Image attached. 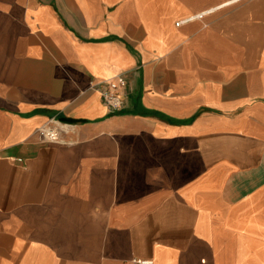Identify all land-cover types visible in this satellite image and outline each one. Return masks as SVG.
Segmentation results:
<instances>
[{"label":"crops","instance_id":"1","mask_svg":"<svg viewBox=\"0 0 264 264\" xmlns=\"http://www.w3.org/2000/svg\"><path fill=\"white\" fill-rule=\"evenodd\" d=\"M134 256L264 264V0H0V264Z\"/></svg>","mask_w":264,"mask_h":264},{"label":"built area","instance_id":"2","mask_svg":"<svg viewBox=\"0 0 264 264\" xmlns=\"http://www.w3.org/2000/svg\"><path fill=\"white\" fill-rule=\"evenodd\" d=\"M127 82L124 73H119L112 78L101 80L94 88L100 91L104 104L111 112H119L125 108L126 99L122 92ZM69 127L68 124L50 119L39 128V137L42 142L63 141V132ZM132 264H155L152 258L134 256Z\"/></svg>","mask_w":264,"mask_h":264}]
</instances>
